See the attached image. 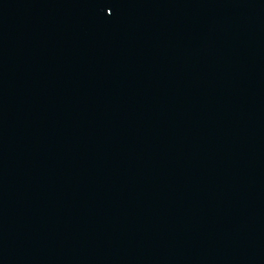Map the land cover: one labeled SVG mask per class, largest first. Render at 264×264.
I'll use <instances>...</instances> for the list:
<instances>
[{
  "label": "water",
  "instance_id": "1",
  "mask_svg": "<svg viewBox=\"0 0 264 264\" xmlns=\"http://www.w3.org/2000/svg\"><path fill=\"white\" fill-rule=\"evenodd\" d=\"M0 264H264V0H0Z\"/></svg>",
  "mask_w": 264,
  "mask_h": 264
}]
</instances>
